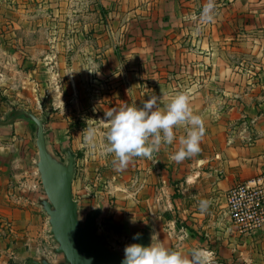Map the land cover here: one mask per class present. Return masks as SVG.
<instances>
[{
	"label": "crops",
	"instance_id": "crops-1",
	"mask_svg": "<svg viewBox=\"0 0 264 264\" xmlns=\"http://www.w3.org/2000/svg\"><path fill=\"white\" fill-rule=\"evenodd\" d=\"M66 1L71 7L66 17L96 18L97 24L66 26L62 41L56 14L49 12V24L40 32L47 38L20 45L32 56L22 57L14 75L9 72L14 45L0 42V135L10 125L18 129L19 115L30 110L60 108L70 117L68 107L80 95L98 112L97 107L107 111L117 106V97L142 106L153 94L163 96L158 103L164 108L175 93L186 92L194 113L205 121L201 151L179 163L171 159L186 135V127L180 126L174 129L173 144H162L151 159L130 160L128 190L147 196L145 211L129 208L134 213L126 240L145 246L160 242L189 256L205 248L214 253L213 264H264V230L241 235L230 222L226 200L234 185L264 174V0H215L211 22L200 16L208 0H81L79 7L77 0ZM22 29L16 27L18 34L27 31ZM58 50H64V57ZM103 88L112 94L107 106L97 99ZM64 122L66 128L71 125L66 117ZM73 134L77 138V132ZM5 149L0 143L1 229L10 206H15L8 202L15 176L4 166L9 154L1 152ZM118 187L124 189L122 184ZM204 199L210 204L202 214L199 202ZM33 204L30 209L37 211L42 229L51 225V232V219L43 225L40 206ZM100 215L95 216L97 231ZM16 216L11 240L0 235V264H62L60 247L61 262H45L39 251L30 249L26 255L18 247L20 230L28 237L22 240L31 245L37 234L34 227L28 229L31 233L25 229L31 217L24 212ZM137 233L139 238L133 239ZM98 239L111 251L109 238ZM4 242L15 249L5 252Z\"/></svg>",
	"mask_w": 264,
	"mask_h": 264
},
{
	"label": "rangeland",
	"instance_id": "rangeland-1",
	"mask_svg": "<svg viewBox=\"0 0 264 264\" xmlns=\"http://www.w3.org/2000/svg\"><path fill=\"white\" fill-rule=\"evenodd\" d=\"M80 1L77 0L78 7L82 6ZM85 5L87 8L92 7V4H87L86 1ZM70 8V1L66 0H0V42L4 41L12 44V46L14 45L13 47L10 46L9 50L11 57L10 73L16 74L22 57L32 56L31 50L23 51L20 45L26 46L27 43L33 41L40 43L47 38V34L40 32L42 27L49 24V12L53 15L56 14L54 23L57 37L58 39L61 38L62 41L67 36L65 35L66 26L74 28L85 22L93 24L91 26L97 24L98 20L96 18L74 19L66 17V10ZM16 27H21L27 31L24 33L22 29L23 32L19 31L18 34ZM73 35L76 36L74 32ZM16 46H19V48H14ZM64 53V50H58L60 56L64 57ZM12 55L17 58L13 59ZM25 61L29 62L30 60ZM61 62H64L62 65L65 64L64 59ZM60 68L63 69V66H60ZM99 98L106 101L103 106H107L112 102V94L107 92L105 88L102 89V93L98 94L97 99ZM83 101L86 102V98L82 100L81 95L76 97L72 107H68L70 117H67L65 113L63 114L60 108L48 109L46 107L45 110L35 109L34 113L32 110L29 113H22L19 115L21 116V126L16 129L15 126L10 125L0 135V143H2L3 148H6L5 152L4 150L1 152L9 153L6 156L4 166L15 176L14 183H10L8 194V202L15 206H10L8 218L4 221L5 226L2 229L0 227V235H3V239L6 235L10 241L16 232L15 222L18 218L15 217V213L21 215L24 212L27 219L31 217L25 229L31 233L32 230L28 229L34 227L33 232L37 234V242L34 245L25 243L24 240L28 238L27 234H24V230H20V233L23 232V234L20 238L21 244L18 247L22 248L27 253H25L26 255H28L30 249L39 251L42 254V260H45V262H48V260L61 262L63 260L57 252L60 244L50 234L51 225L47 230H44V227L42 229V224L38 222L37 211L34 210L33 214L30 209L33 203L34 208L39 205L40 215H42L39 218L41 217L43 225L45 221L50 220V216L45 209L46 204H49V200L44 191L40 173V161L43 152L46 153L52 165L60 171H66L72 166L73 194L74 199L78 202L80 227L84 230L87 220L100 213V217L97 218L100 227L94 235L98 238H109L107 246L111 248L114 255H118L123 259L125 247L134 243L126 240L125 237L126 232L130 229L131 214L134 213V210H129V208L139 207L145 211L144 201L147 195L130 194L128 190V166L123 170H117L113 163L114 154L105 151L106 139L104 132L106 128L102 122H89L97 126L96 146L95 148L85 146L82 130L87 127V119L99 120V117H104V111L106 110L103 107H97L98 112H96L93 110L94 107H88ZM116 101L118 103L120 101V103L109 108L119 107L122 102L130 105L126 96L124 98L117 97ZM65 117L68 124H71L70 128H66ZM82 123H85V125L81 126ZM12 125L14 124L12 123ZM59 132H62L60 134L62 136H59ZM75 132H77V138L74 137L73 133ZM76 140H78V143H75ZM120 184L124 185V189H119ZM135 198H137V204H135ZM24 203H27V206ZM15 208H18L19 211L17 209L16 212ZM178 228H180V225H178ZM3 248H5V252L8 249H15L13 244H9V242H4ZM4 255L9 257L10 254L5 253ZM61 255L65 259L62 264H71L63 253ZM28 257L30 258V256Z\"/></svg>",
	"mask_w": 264,
	"mask_h": 264
},
{
	"label": "clouds",
	"instance_id": "clouds-1",
	"mask_svg": "<svg viewBox=\"0 0 264 264\" xmlns=\"http://www.w3.org/2000/svg\"><path fill=\"white\" fill-rule=\"evenodd\" d=\"M215 0H208L202 9L201 20L211 22L214 19ZM163 96L150 95L142 106L122 102L119 107L104 111L101 120L87 119L83 130L84 144L95 148L97 126L90 121H100L106 128L105 151L114 154L117 170L126 168L133 157L151 159L162 144L171 145L176 139L175 128L186 127V135L180 138L181 147L172 154L177 163L201 151V141L205 135V121L194 113L190 96L186 92L175 93L170 101L159 107ZM210 201L199 202L201 213L207 211ZM139 233L133 239H138ZM214 253L205 248L194 249L191 255L172 250L160 242L143 246L139 243L127 245L121 264H213Z\"/></svg>",
	"mask_w": 264,
	"mask_h": 264
},
{
	"label": "water",
	"instance_id": "water-1",
	"mask_svg": "<svg viewBox=\"0 0 264 264\" xmlns=\"http://www.w3.org/2000/svg\"><path fill=\"white\" fill-rule=\"evenodd\" d=\"M40 173L49 204L47 212L51 217V233L60 244L71 264H121L122 258L114 255L94 234L96 219L87 220L82 230L78 222V202L73 194V170L56 169L46 153H42ZM145 246L144 243H140Z\"/></svg>",
	"mask_w": 264,
	"mask_h": 264
},
{
	"label": "built area",
	"instance_id": "built-area-1",
	"mask_svg": "<svg viewBox=\"0 0 264 264\" xmlns=\"http://www.w3.org/2000/svg\"><path fill=\"white\" fill-rule=\"evenodd\" d=\"M226 200L230 222L241 235L264 230V174L234 185Z\"/></svg>",
	"mask_w": 264,
	"mask_h": 264
},
{
	"label": "bare ground",
	"instance_id": "bare-ground-1",
	"mask_svg": "<svg viewBox=\"0 0 264 264\" xmlns=\"http://www.w3.org/2000/svg\"><path fill=\"white\" fill-rule=\"evenodd\" d=\"M50 216V215H49ZM50 219H51V217H50Z\"/></svg>",
	"mask_w": 264,
	"mask_h": 264
}]
</instances>
